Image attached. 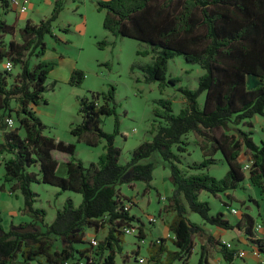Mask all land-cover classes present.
Here are the masks:
<instances>
[{"label":"trees","instance_id":"obj_1","mask_svg":"<svg viewBox=\"0 0 264 264\" xmlns=\"http://www.w3.org/2000/svg\"><path fill=\"white\" fill-rule=\"evenodd\" d=\"M64 5L65 0H56L48 18L38 23L27 21L18 30L0 17V155L9 156L2 162L0 189L7 187L11 195L19 192L23 200L20 214L29 218L18 224L11 221L4 230L0 212V264H116L118 255L125 263L130 259L132 264H143L138 254L146 238L143 215L130 213L138 204L134 197L122 194L120 187L142 182V193L152 189L154 154L169 170L172 190L166 199L171 217L166 221L158 211L153 216L155 222L149 221V216L147 221L154 225L162 219L170 236L149 240L144 256L148 264H187L195 240L197 264H210L207 246L227 264H235L238 251L192 222L191 212L203 225L241 233L264 264V237L258 234L252 214L245 210L236 216L237 210L232 213L229 203L230 192L245 190L246 181L262 201L259 210V202L248 197L264 222V142L253 141L251 123L255 116L264 120V0L96 2V9L105 12L102 27L106 32L148 48L136 54L152 55L151 62L131 66L142 72L145 83L174 86L178 80L167 78L166 72L168 62L177 56L203 73L196 89H177L184 98L177 114L170 101H158L160 109L154 112L149 139L134 148L124 164L119 162L121 149L114 141L117 125L111 134L101 127L104 118L115 116V88L79 97L80 122L70 125V135L89 147L105 140L104 153L88 165L74 158L73 144L44 135L46 126L32 110L43 102L47 76L56 66L41 57L46 50L44 38L52 35L53 23ZM0 6L4 12L9 0H0ZM96 44L102 49L107 42ZM6 62L12 70L18 68L16 75L4 68ZM84 77L82 70L74 69L67 84L79 88ZM250 80L257 84L250 87ZM8 118L14 122L12 128L6 126ZM189 135L201 154L199 162H183ZM54 152L69 156L64 175L57 174L59 163ZM242 154L247 155L245 161ZM219 161L227 165V171L216 179L207 170ZM35 183L77 193L81 202L75 206L73 200L66 199L53 221L46 223V211L35 206L37 194L31 190ZM202 193L213 198L223 195L218 202L226 209L211 214L209 202L200 199ZM229 215L234 216L232 222ZM124 228L137 230L132 234L136 247L128 255Z\"/></svg>","mask_w":264,"mask_h":264},{"label":"rangeland","instance_id":"obj_2","mask_svg":"<svg viewBox=\"0 0 264 264\" xmlns=\"http://www.w3.org/2000/svg\"><path fill=\"white\" fill-rule=\"evenodd\" d=\"M66 1V0H65ZM69 6L63 7L58 18L53 23L52 35L44 38L46 50L55 49L57 53L69 56L77 61V68L84 73L83 84L78 87H71L61 80H52L47 76V90L43 93V102L39 103V112L37 115L42 123L46 126L43 134L54 137L74 145V158L80 160L85 165L90 162H97L99 157L104 153L105 140L100 139L95 147L86 146L84 143H78L70 135L69 128L71 124L80 122L78 115V98L88 97L90 92L106 93L111 86L115 88V116H109L102 121V130L105 133H113L117 125L118 134L115 136V145L121 149L119 162L124 164L129 159L130 152L136 148L141 142L149 139V130L155 124L154 112L160 109L159 100H168L172 104L173 113L177 114L183 106L184 98L177 89L179 87L196 89L198 86V78L203 71L196 65H188L181 56L174 57L167 65V78L170 76L177 79L178 82L172 85H161L157 82L145 83L143 74L138 68L131 69L132 64L146 65L151 62L152 55L138 56L136 53L148 49L144 44L128 38L113 37L102 27V21L105 12L96 9L95 1L71 0ZM26 6V10H27ZM74 7L77 9L74 10ZM68 31L65 32L64 30ZM17 38V36H15ZM10 39V36H9ZM8 39V40H9ZM106 41L107 45L100 49L97 42ZM45 50V51H46ZM47 53V51H46ZM43 57V56H42ZM41 57V59H42ZM44 61V59H42ZM47 62H55L57 60H45ZM53 70V69H52ZM74 70V69H73ZM18 68L12 70V74L18 73ZM72 73V72H71ZM70 77V76H69ZM168 81V79H167ZM54 84V85H53ZM254 80L249 81V86L256 85ZM204 94L198 98V102H203ZM117 122V123H116ZM253 141L259 144L264 142V120L260 116H255L251 120ZM189 144L188 154L183 155L184 163L201 161V154L194 145L193 135L186 138ZM54 158L58 161V175H64L65 161L69 159L68 155L53 153ZM9 156L0 155V187L3 184V160ZM242 160H246L247 155L242 154ZM156 163L153 173L152 189L142 193L144 183H131L120 187L122 194L134 197L138 207L132 208L130 213L138 215L142 213L145 222V242L141 245V255L146 256L145 249L150 239L155 238L154 226L162 219L166 221L171 217L170 208L168 206L167 197L170 196L172 185L169 179V170L157 154L151 158ZM227 171V165L223 162H217L208 168L207 173L216 179L222 178ZM245 190L239 189L231 193L230 207L236 209L239 216L241 211H247L252 214L255 222L261 224L264 228V222L257 217L258 208L251 202L249 198H255L262 208V201L258 193L253 187L243 183ZM31 190L37 194L35 206L46 211L45 222L50 223L55 217L56 210L61 208L66 199L73 200L74 205L78 206L81 202V195L69 191L61 192L59 189L44 185L32 184ZM223 198V195H220ZM249 197V198H248ZM218 198L201 194V200H207L211 207V214L226 208L219 203ZM245 203L246 206H242ZM23 205L22 196L19 192L9 194L7 187L0 189V212L2 218V227L8 230L10 222L18 224L27 222L28 217L22 216L20 210ZM141 210V211H140ZM161 212V218L157 223L149 224L147 216H155ZM190 220L200 223V218L195 213H189ZM233 221L234 216L229 215ZM210 228H214L209 226ZM225 235L226 239H230ZM89 234V233H88ZM166 237L170 236L168 233ZM233 245H237L236 239L231 241ZM236 244H235V243ZM137 240L134 235L125 236L124 251L130 252L135 249ZM210 264H227L220 259L219 253L212 249L208 251ZM199 257L198 242L195 240L194 250L187 264H197ZM236 264L241 262L236 259ZM117 264H122V257H116ZM252 264H256L252 262Z\"/></svg>","mask_w":264,"mask_h":264},{"label":"crops","instance_id":"obj_3","mask_svg":"<svg viewBox=\"0 0 264 264\" xmlns=\"http://www.w3.org/2000/svg\"><path fill=\"white\" fill-rule=\"evenodd\" d=\"M19 1L22 4H24L25 7L28 6L27 10L24 13H20L17 8H14L10 4V0H9L10 6L4 12L0 6V17H2V19L4 20V22L7 25L15 27L16 30L22 28L27 21H29L31 23H38L39 20L48 18L50 16L51 11H52L54 2L56 0H19ZM89 1H95V4H96V2H98V1H107V0H89ZM69 3L71 4V0H66L65 6L66 7L69 6L68 5ZM75 9H77V7H74V10ZM6 39H7V37H6ZM46 51H47V53H46ZM46 51L44 52V55L42 57V59H44V61L45 60H57L56 61L57 67L54 68L53 70H51L48 74L49 79H51V81L52 80H61L62 82L66 83L68 81L69 76H70L71 72L73 71V69L77 68V61L75 59H72L69 56H66V55L64 56L62 53H57V51L55 49L46 50ZM32 110L37 115L39 112V107L38 106H32ZM37 116H39V115H37ZM222 211L223 210H221V212ZM227 219L230 220V217H227ZM198 224L203 226L204 230L207 232L208 235L210 234L212 237H214V239H217V240L220 239L230 249L235 248L238 252H244L245 256L243 258H236V259L241 260V262L239 264H252V262H255L256 264H263L262 263L263 258L261 256H254L252 254L251 250L253 248L250 247L247 240L243 237V235L241 233H235V232H234V234L229 233L230 239H226L225 235H228V232L230 230L226 231V230H222V229L216 228V227L210 228L209 225H203V223L201 221ZM154 230H155V234L157 235L155 238L165 237V235L167 233V229H166L163 221L162 222L160 221L157 225H155ZM258 234L260 236L264 237V228L263 227H261ZM234 239H236V242H238L237 245H233V243L231 242ZM141 245L142 244H140L138 254L140 255V257H143V259H145L143 264H148L146 258L143 255H141V250H142ZM143 245H146L145 241H144ZM207 249H208V251L210 249H212L216 252V250L211 246H207ZM145 252H146V249H145ZM127 255H128V252H127ZM219 257H220V259H222V257L220 255H219ZM236 259L234 261L235 264L237 261ZM116 264H117V262H116ZM122 264H132V261L130 259H128V261L125 263L122 260Z\"/></svg>","mask_w":264,"mask_h":264},{"label":"built area","instance_id":"obj_4","mask_svg":"<svg viewBox=\"0 0 264 264\" xmlns=\"http://www.w3.org/2000/svg\"><path fill=\"white\" fill-rule=\"evenodd\" d=\"M10 4H11L14 8H17L18 11H19L20 13H24V12L26 11V7H25V5L22 4L19 0H10ZM4 68H5L7 71H11V70H12V65H11V63H10V62H6V63L4 64ZM5 123H6V126H7L8 128H12L13 125H14L13 120L10 119V118L6 119V120H5ZM247 167H248L247 164L244 165V169H246ZM232 213L235 214L236 211L233 209V210H232ZM148 220L151 221V222H155V218H154L153 216H149V217H148ZM261 227H262L261 224H256V230H260ZM124 233L127 234V235H132V234H136V233H137V230H136V228H124ZM141 242H143V241H141ZM93 244H95V242H93ZM252 254H253L254 256H259V255L257 254L256 251H252ZM244 256H245V253H244V252H238V254H237V257H238V258H243ZM139 262H140V263H144V260H143V259H140Z\"/></svg>","mask_w":264,"mask_h":264}]
</instances>
